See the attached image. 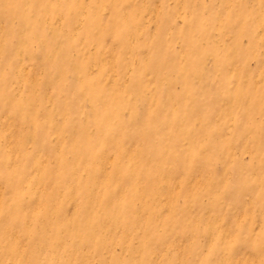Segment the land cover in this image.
Instances as JSON below:
<instances>
[{
	"label": "rangeland",
	"instance_id": "obj_1",
	"mask_svg": "<svg viewBox=\"0 0 264 264\" xmlns=\"http://www.w3.org/2000/svg\"><path fill=\"white\" fill-rule=\"evenodd\" d=\"M0 264H264V0H0Z\"/></svg>",
	"mask_w": 264,
	"mask_h": 264
}]
</instances>
